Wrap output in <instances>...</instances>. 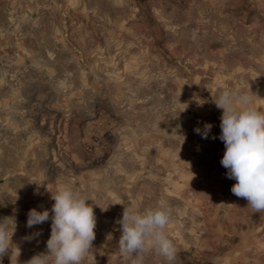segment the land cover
Returning <instances> with one entry per match:
<instances>
[{
	"label": "rangeland",
	"instance_id": "1",
	"mask_svg": "<svg viewBox=\"0 0 264 264\" xmlns=\"http://www.w3.org/2000/svg\"><path fill=\"white\" fill-rule=\"evenodd\" d=\"M224 89L264 111V0H0V137L20 128L38 143L24 207L50 211L63 184L90 198L83 264H131L124 206L160 202L174 264H264V213L220 163ZM205 123L208 139L194 131ZM50 234L51 219L31 228L12 264L45 253ZM144 264L167 262L153 251Z\"/></svg>",
	"mask_w": 264,
	"mask_h": 264
},
{
	"label": "clouds",
	"instance_id": "2",
	"mask_svg": "<svg viewBox=\"0 0 264 264\" xmlns=\"http://www.w3.org/2000/svg\"><path fill=\"white\" fill-rule=\"evenodd\" d=\"M213 102L222 110L219 139L225 151L220 163L227 169V178L236 181L231 192L246 200L254 213H264V111L254 106L252 95L238 90H220ZM211 129L212 125L205 123L202 129L194 131L208 139ZM51 199L54 201L51 216L49 210L36 208L27 214L29 229L51 219L47 251L33 256L27 264H83L96 237L93 203L71 184L61 185ZM172 215V209L164 202L143 211L135 206H124L122 218L117 221L122 233L119 251L131 258V264H144L146 254L153 251L167 264H174L177 250L166 231ZM15 228L14 217L0 219V264L5 256L12 264Z\"/></svg>",
	"mask_w": 264,
	"mask_h": 264
},
{
	"label": "crops",
	"instance_id": "3",
	"mask_svg": "<svg viewBox=\"0 0 264 264\" xmlns=\"http://www.w3.org/2000/svg\"><path fill=\"white\" fill-rule=\"evenodd\" d=\"M18 133H21L20 128L13 136L0 137V219L6 217L15 219L16 228L12 242L18 249L13 246V257L18 256L21 244L30 240L25 238L30 237V229L26 227V222L31 208L23 206V198H26L25 193L31 192L30 189L27 192L26 188L36 176L32 172L31 162L38 153L33 149L38 143L36 144L30 136L20 137Z\"/></svg>",
	"mask_w": 264,
	"mask_h": 264
}]
</instances>
